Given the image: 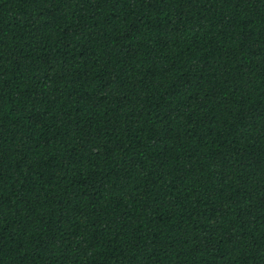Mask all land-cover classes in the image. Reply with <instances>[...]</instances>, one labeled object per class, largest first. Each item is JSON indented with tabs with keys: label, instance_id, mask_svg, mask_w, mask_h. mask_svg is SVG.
Wrapping results in <instances>:
<instances>
[{
	"label": "trees",
	"instance_id": "trees-1",
	"mask_svg": "<svg viewBox=\"0 0 264 264\" xmlns=\"http://www.w3.org/2000/svg\"><path fill=\"white\" fill-rule=\"evenodd\" d=\"M0 264H264V0H0Z\"/></svg>",
	"mask_w": 264,
	"mask_h": 264
}]
</instances>
